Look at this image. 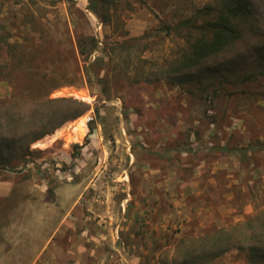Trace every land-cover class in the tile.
<instances>
[{"label": "rangeland", "instance_id": "obj_1", "mask_svg": "<svg viewBox=\"0 0 264 264\" xmlns=\"http://www.w3.org/2000/svg\"><path fill=\"white\" fill-rule=\"evenodd\" d=\"M19 1L26 5L28 0ZM110 3L109 25L87 12L88 0H76L84 17L60 4L57 10L39 12L44 16L41 26L18 29L42 32L44 41L55 44L44 54L47 63L59 57L54 50L61 46L64 51L69 39L62 25L54 23L58 17L68 21L72 37L81 33L101 42L147 34L149 45L144 53L134 48L129 53L118 50L110 61L103 56L99 82L91 75L89 83L50 94V98L85 102L93 112L92 133L88 124L79 142L66 139L84 114L56 129L53 134L60 133L45 145L36 141L21 151L22 143L17 142L5 152L8 165L14 167H0V181H10L13 192L0 200V230L8 211L13 222L19 220L20 229L9 233L12 239L0 242V264H34L52 237L58 239L57 249L50 247L51 258H44L42 264H130L126 257L135 253L138 264H198L185 254L191 251L198 256L201 245L217 237L220 228L230 230L243 244L264 234L246 225L264 211V0H254L263 19L262 33L211 61L224 78L217 98L211 93L191 95L165 83L164 65L179 56L182 41L161 31L165 24L215 6L216 0ZM24 12L8 0L0 6V22L5 18L6 26L12 13ZM19 33L12 31L14 36ZM92 55L87 64L100 54ZM64 65L72 69V63ZM65 75L70 77L68 72ZM6 91L0 83V97ZM60 200L79 204L78 217L69 218L72 231L62 234L58 212H50ZM252 222L258 227L259 222ZM146 244L149 251L143 252ZM203 264L264 261L229 250Z\"/></svg>", "mask_w": 264, "mask_h": 264}, {"label": "trees", "instance_id": "obj_2", "mask_svg": "<svg viewBox=\"0 0 264 264\" xmlns=\"http://www.w3.org/2000/svg\"><path fill=\"white\" fill-rule=\"evenodd\" d=\"M7 1L0 0V6ZM13 4L24 8L26 13H12L6 26L3 24L5 18L0 22V83L5 84L7 88L6 94L0 97L2 169L14 167L8 165L5 152H11L12 146L17 142L22 143L21 151H27L30 144L53 134L65 123L74 121L88 111V105L76 98H50L53 91L65 86L89 83L91 75L99 82L103 56H109L110 61L118 50L129 53L134 48L137 52L144 53L149 45L147 34L139 37L125 35L119 40L105 39L101 42L95 36H85L81 33L72 37L69 34L68 21L58 17L54 23L62 25L69 39L67 47H63L64 51H61V46L54 50L59 57L47 63L44 54L48 49L55 47V44L44 41L42 32L24 31L23 34L19 33L18 29L29 25L41 26L44 16L39 12L48 8L57 10L60 4L67 5V11L74 8L84 17L82 11L77 8L76 0H28L26 5L19 0H13ZM110 5V0H88L86 10L94 15L100 24L109 25L110 17L106 10ZM68 17L69 22L76 25L73 18ZM262 20V15H258L254 8V0H216L215 6L196 10L191 16L175 24H165L161 29L164 35L177 36L182 41L179 56L164 65L165 83L184 89L191 95L202 96L204 93H211L213 98L219 97L222 93L221 81L224 78L217 65L211 62L212 59L253 41L262 33ZM44 22L49 23L46 19ZM13 30L19 34L14 36ZM13 37L17 38V41L10 42ZM140 42L145 43L142 49L137 48ZM98 53L100 55L87 64L92 54ZM61 57L67 59L63 61ZM66 61L72 63L70 71L64 65ZM67 72L70 77L65 75ZM93 131V126L89 124V134ZM257 148L258 146L251 151ZM252 221L259 222L258 227ZM246 225L251 231L256 232L259 229L264 233V211L259 212ZM229 231L218 229L217 237L214 235L207 240L206 245H201L202 251L198 256H192V252L187 251L184 257L193 258V261L197 260L198 264H203L229 250H236L245 252L248 259L264 261V234L243 244L231 236ZM149 248L146 244L142 251H149Z\"/></svg>", "mask_w": 264, "mask_h": 264}, {"label": "crops", "instance_id": "obj_3", "mask_svg": "<svg viewBox=\"0 0 264 264\" xmlns=\"http://www.w3.org/2000/svg\"><path fill=\"white\" fill-rule=\"evenodd\" d=\"M12 189H13V184L10 181H0V200H5V199H8L9 197H11L12 192H13ZM78 205H79L78 201H73V202L72 201H65L64 202V201L60 200V202H56L57 209L55 210V212L50 211L52 215H56V211L58 212L57 216H58V218H60L59 224L62 225L59 228V230L61 231V234L65 231H68V230L72 231L73 222L70 221L69 218H71V216H73L75 218L78 217V216H76L77 215L76 210L78 209L77 208ZM48 206L49 205H45V211H49ZM63 206H65L64 209H61V207H63ZM32 209H35V208H32ZM41 211H42V208H41ZM22 212H23L24 216H27L29 214V213H27V211H24V209ZM7 215L9 216V218L7 219V222L1 223L2 227H1L0 233H2V235L0 236V242H2L5 239H12L13 236H12V234L10 235L9 233L10 232L14 233L15 231H17L16 229H20V226L17 225V224H19V220L18 221L16 220V223L13 222V219L11 218L9 211H8ZM41 218L44 219L43 217H41ZM56 240H58V239L57 238L55 239L52 237L51 241H49V244L45 247V249L44 248L42 250L40 249L38 260L35 261L34 264H42L43 263L42 261L44 260V258L50 257L48 253L51 251L52 248H53L52 250L56 251L57 248H56V246H54ZM50 247H51V249H50ZM133 249L136 250V248H133ZM85 253L86 252H84V254ZM114 254L117 255L116 253H114ZM57 257H59V256L54 255V259H59V261H60L61 259L57 258ZM136 257H137L136 253L130 254V255H127L126 260H128V262L130 264H138V260ZM67 261L69 262L71 260L68 258ZM73 264H82V263L81 262H74Z\"/></svg>", "mask_w": 264, "mask_h": 264}, {"label": "bare ground", "instance_id": "obj_4", "mask_svg": "<svg viewBox=\"0 0 264 264\" xmlns=\"http://www.w3.org/2000/svg\"><path fill=\"white\" fill-rule=\"evenodd\" d=\"M86 130H87V128H86V125H85L84 120L78 119V121H76L73 124L72 128L70 129V131H69L70 135H68V133L66 134V139L68 141H76V142H79L81 140V138L85 135ZM59 133L60 132L57 131V132H55V134L46 136L45 138L40 139L37 142L40 143L41 145H43V144L45 145L48 142L53 141L55 139V137Z\"/></svg>", "mask_w": 264, "mask_h": 264}, {"label": "built area", "instance_id": "obj_5", "mask_svg": "<svg viewBox=\"0 0 264 264\" xmlns=\"http://www.w3.org/2000/svg\"><path fill=\"white\" fill-rule=\"evenodd\" d=\"M91 121H93V112L90 109L84 115V122H85L86 127H87L88 124H90Z\"/></svg>", "mask_w": 264, "mask_h": 264}]
</instances>
